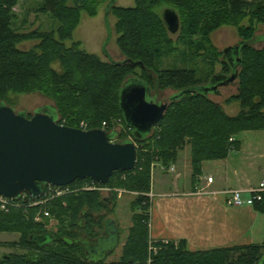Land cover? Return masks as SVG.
Listing matches in <instances>:
<instances>
[{"label":"trees","instance_id":"obj_1","mask_svg":"<svg viewBox=\"0 0 264 264\" xmlns=\"http://www.w3.org/2000/svg\"><path fill=\"white\" fill-rule=\"evenodd\" d=\"M101 1L106 0H36L37 5L32 11L49 14L59 25L50 31L37 29L25 33L14 24V9L20 0H0V101L9 92L38 89L56 98L55 108L61 116L57 121L59 124L78 128L84 119L89 122L88 129L102 128L118 135L107 121L117 115L129 128L119 107V91L129 78L128 74L133 73L135 76L132 77L144 81L151 89L154 84L157 90L171 88L176 92L205 84L213 75L207 76L202 83L194 70L154 69L155 62L163 53L176 49L168 37L161 14L157 12L160 6L177 13L179 41L194 45L191 37L199 35L202 39L194 45L199 49L210 43L209 36L214 30L231 23L237 25V34L244 44L240 48L237 92L225 100L239 101L241 111L238 115L230 117L219 103L208 96L187 91L169 103L158 125L159 133L152 131L135 141L138 144L135 170L117 171L106 184L99 185L114 184L137 193L133 205L144 212L150 207L147 193L150 191L153 155L159 156L168 166L177 160L181 150L189 146L192 180L195 182L202 173L203 162L225 159L229 153L238 150L240 142L236 136L240 132L264 131V47L254 49L250 44L256 36L254 22L264 25V0H134L131 7L113 5L110 13L117 16L116 44L127 60L124 63L103 62L95 54L79 49L78 42L70 47L64 43L72 37L79 12L86 10L95 14ZM246 15L249 24L240 26L239 20ZM25 40H37L39 43L30 50H22L19 44ZM55 61L59 65H52ZM222 65L225 73L231 71L227 61L223 60ZM136 68L141 73H137ZM230 137L235 138L230 141ZM144 147L148 151H144ZM153 147L158 152L150 153ZM86 182L92 180H76L71 187L79 188ZM110 198H103L97 190H78L47 199L41 205L14 207L7 212L0 210V233H19V242L11 245L30 249L24 254L4 255L0 264H145L148 228L144 224L147 216L141 213L133 215V225L120 260L107 263L105 259L97 262L85 259L81 241L94 240L98 230L103 229L104 218L100 213L109 211L107 202ZM253 208L264 215V192ZM43 211L57 220L56 233L45 230L46 219L41 222L34 220L37 213L45 218ZM45 234H49L52 241L39 245L32 240L33 236ZM156 246L159 250L153 256L152 264H259L264 254V238L261 244L197 252L188 251L184 241H158ZM238 252V257L233 260L231 253Z\"/></svg>","mask_w":264,"mask_h":264},{"label":"water","instance_id":"obj_2","mask_svg":"<svg viewBox=\"0 0 264 264\" xmlns=\"http://www.w3.org/2000/svg\"><path fill=\"white\" fill-rule=\"evenodd\" d=\"M110 1L104 11L106 16H109L114 5ZM161 16L168 32L176 34L180 28L177 13L166 8ZM258 38L255 36L250 44ZM242 45L239 40L223 50V59L229 60L230 74L216 73L205 84L176 92L170 96L169 102L178 100L187 91L206 96L208 93H218L219 87L233 82L241 64L239 55ZM231 59H235V65L231 64ZM124 62L127 60L119 63ZM169 102L158 101L157 94L144 81L127 78L119 91V107L125 124L132 129V140L114 142L117 136L115 131L109 133L102 128L82 130L59 124L55 106L48 107L53 110L52 113L43 108L28 117L0 101V195L15 199L26 193L32 198H39L46 185L61 187L84 179L106 184L117 171H134L137 165L135 141L145 138L159 124ZM112 225H115V221L108 219L106 227ZM111 238L107 231L105 238L98 239L94 245L89 240H82L85 259L91 262L104 259L106 252L112 249L103 250L100 256L96 251L101 241ZM32 240L44 245L52 238L45 234L33 236ZM92 251L98 258L90 259L91 254L88 253ZM259 264H264V254Z\"/></svg>","mask_w":264,"mask_h":264},{"label":"rangeland","instance_id":"obj_3","mask_svg":"<svg viewBox=\"0 0 264 264\" xmlns=\"http://www.w3.org/2000/svg\"><path fill=\"white\" fill-rule=\"evenodd\" d=\"M115 6L118 7H131L134 5V0H111ZM34 5H37L36 0H20V4L15 7L14 11L16 13L15 19V27L20 32H32L34 30L40 31H50L52 29H56L59 25V22L52 18L49 14L45 13H36L32 8ZM108 5V1H101L97 7L95 14H89L86 10H81L77 17V20L74 24V28L72 30V37L70 40H66L64 43L67 47H70L72 43L78 42L79 49L85 50L90 54H95L100 58L103 62H121L124 60V56L118 50L116 44V38L118 34L115 30V25L117 22V16L114 13H109V16H106L105 9ZM165 6H160L157 10L158 13L162 14V12L166 9ZM35 9V8H34ZM27 21V22H26ZM240 26H246L249 24V17L246 15L244 18L239 20ZM255 26V35L259 38L253 43L254 49H261L264 47V25L254 22ZM180 31V28H179ZM179 31L176 34H170L168 32V37L171 39L173 46L176 48L175 51L171 53H163L162 56L155 62L154 69L157 71L163 70H179V69H188L194 70L197 78L201 79L202 83L206 80V77L212 75L214 73H219L225 71L223 70L222 61L224 60L222 57V51L229 46L235 45L239 40V36L237 34V25L235 24H225L214 30L209 38L210 43L205 44L203 47L197 49L194 47L202 38L199 35H195L191 37L192 42L194 41V45H189L188 43H184L183 41H179ZM39 41L35 40H25L19 44V48L22 50H30L38 44ZM106 51V53H105ZM106 54V55H104ZM52 65L57 66L59 63L56 61L52 62ZM135 71L137 73H141L139 68H136ZM135 76L133 73L127 75V77ZM47 88V85L44 86ZM152 92L157 94L158 101H166L168 102L170 96L176 93V90L171 88L159 89L155 90L154 84L151 85ZM218 93H208V97L214 102L219 103L225 113L230 116H236L241 111V106L238 100H232L230 102H225V100L236 94L237 92V80L234 79L229 85L225 87H219ZM50 93L44 94L43 91L38 89H32L29 91H25L22 93L9 92L5 99H1L8 106L12 107L16 112H23L26 115H32L37 110L47 108L46 110L50 113L53 112L52 109L48 107L56 106V98L51 97ZM61 116H58L60 119ZM57 119V121H58ZM111 127H114L118 131L117 137L113 140L114 142H120L125 139L131 138V130L127 128L121 119L120 116H111L109 121ZM161 122V121H160ZM159 122V124H160ZM62 123H64V119H62ZM81 123L86 124L88 126V120H81ZM158 124V125H159ZM64 125V124H62ZM155 126L153 128V132L159 133L160 127ZM255 135L263 136L264 132L260 131H243L240 132L236 137L245 142L246 151L250 150L249 154L256 149V147H262L264 149V144H258L254 142L257 137ZM235 137H230V139ZM229 139V140H230ZM264 141V140H263ZM137 149L138 144L135 142ZM144 151H148V148H142ZM151 152H158L157 148H151L149 150ZM232 155L238 154L237 151H232ZM154 160L150 164V191L147 193V197L149 202H151L152 194H151V185H153L154 190L157 191V184L159 181V176L164 175V180H169L172 176H174L177 171L175 167L182 168L183 164L186 163L188 165L190 159V147L186 146L183 150H181L178 154L177 160L175 162H171L170 165H165L159 156L153 155ZM179 159V160H178ZM258 165L263 166L264 168V158H258L255 160ZM204 163V162H203ZM202 163L203 171L205 169L209 171L212 167V162ZM179 164V167H178ZM204 165V167H203ZM191 166V164H190ZM173 167L174 171H169V168ZM179 170V169H178ZM185 172L182 173V179L184 181L188 180V171L185 169ZM202 171V172H203ZM192 168H191V179H192ZM202 176V173L200 174ZM199 176V177H200ZM198 177V178H199ZM263 178V172L260 170H254L250 174V181L252 184H258L259 181ZM193 181V180H192ZM169 182V181H167ZM182 182V181H181ZM180 183V182H179ZM183 184L181 183V186ZM82 187V186H81ZM106 189H109L110 192L107 191L101 192L103 198H110V201L107 202L108 209L110 211L111 216L116 220L115 225L107 226L105 231H109L111 235L110 240L101 241V246L98 247V251L96 254H102L101 252L105 249H112V253L108 260L118 261L123 253V249L125 244L127 243L128 236L130 235V228L133 225V215L137 213L145 214L147 219L144 221L148 228V240H147V260L145 264H152L153 256L158 252L159 248L156 246L158 241L154 240L150 237L149 234V209L144 212H141L134 207V199L138 195L135 192L126 190L122 187H118V185L110 184L108 186H103ZM80 188V187H79ZM167 189H171V186L166 187ZM74 188L71 187V190L74 191ZM203 190V189H201ZM207 191V190H203ZM75 192V191H74ZM100 192V191H99ZM113 194H110V193ZM46 219V223L44 225L45 230L48 232L56 233L58 222L51 215L45 218L39 217V213L34 214V220L36 222H41ZM264 237H258L257 240H261ZM20 240V234L16 232H1L0 233V259L4 255L9 254H24L25 252L30 251L21 246L11 245V243H18ZM263 241V239H262ZM168 242V241H167ZM56 247V246H54ZM238 253H231V258L234 260L238 257ZM109 263V262H107Z\"/></svg>","mask_w":264,"mask_h":264},{"label":"crops","instance_id":"obj_4","mask_svg":"<svg viewBox=\"0 0 264 264\" xmlns=\"http://www.w3.org/2000/svg\"><path fill=\"white\" fill-rule=\"evenodd\" d=\"M255 137L257 138L254 142L264 144V135ZM236 139L240 142L238 150H234L238 154L229 153L225 159L207 161L212 162L211 169L203 171L202 168V176L195 182L191 179L190 159L188 165L184 163L182 166L188 171L187 181L182 179V173L185 171L181 170V167H175L177 173L169 180L165 181L164 175H158L160 179L157 191L151 185V238L162 242L184 241L186 249L190 252L262 243L263 238L260 241L257 239L264 237V215L253 206L227 205L226 195L222 193L228 189L246 192L258 187L261 182L264 183V168L255 162L258 158H264V149L256 147L252 154H249L250 150L246 151L245 142L237 137ZM254 170L263 172V178L258 184H252L250 181V174ZM207 177H212V182H208ZM169 185L171 189L166 188ZM201 189L209 193H204ZM108 219H113L116 223L114 217L109 216L106 221ZM94 252L88 253L91 254L90 259L100 256ZM112 252H106V262H112L111 259L108 260Z\"/></svg>","mask_w":264,"mask_h":264},{"label":"built area","instance_id":"obj_5","mask_svg":"<svg viewBox=\"0 0 264 264\" xmlns=\"http://www.w3.org/2000/svg\"><path fill=\"white\" fill-rule=\"evenodd\" d=\"M105 125V123L103 124ZM79 129L82 130H87L88 128L86 127V124L81 123L80 126L78 127ZM132 140V136L130 138ZM126 140V139H125ZM124 141V140H123ZM230 141H233L231 138ZM173 167L169 168V171H173ZM208 182H212V177H207ZM95 181H92L90 183L86 182L83 184L82 187L78 189H74L75 192L78 190H97L100 192L107 191L108 193L110 192L109 189H106L103 186H99ZM74 191L71 190V184L67 186H61V187H56V186H50L47 185L46 189H44L43 193L39 198H32L26 193L21 194L18 198L15 199H10L6 198L4 196L0 195V210L7 212L9 211L10 208H16V207H21V206H35V205H41L47 199H51L54 197H59L62 195L70 194L73 193ZM204 193H209V191H203ZM264 192V183L261 182L258 187L249 189L248 191H243L239 189H228L222 191L224 195H226L225 201L227 205L231 206H253V204L256 201H260L262 199V194ZM28 203V204H26ZM44 216H49L47 211H43ZM40 217V216H39Z\"/></svg>","mask_w":264,"mask_h":264},{"label":"flooded vegetation","instance_id":"obj_6","mask_svg":"<svg viewBox=\"0 0 264 264\" xmlns=\"http://www.w3.org/2000/svg\"><path fill=\"white\" fill-rule=\"evenodd\" d=\"M223 56H224V53L222 51V57ZM231 60H232V63L231 64H234L235 65V59H231ZM227 61L229 62L228 59H227ZM219 73H222V74H230V72L229 73L219 72ZM214 74H216V73H214ZM161 102H166V101H161ZM168 102H169V100H168ZM100 214L104 218L103 221H102L103 229L102 230H98V236L94 240H91L90 239L91 241L89 243L92 244V245H94L97 242L98 239L105 238V236L107 235V232L105 231V229H106V219H107V217L111 216V214H110V211H106V210H103Z\"/></svg>","mask_w":264,"mask_h":264},{"label":"bare ground","instance_id":"obj_7","mask_svg":"<svg viewBox=\"0 0 264 264\" xmlns=\"http://www.w3.org/2000/svg\"><path fill=\"white\" fill-rule=\"evenodd\" d=\"M27 22V21H26Z\"/></svg>","mask_w":264,"mask_h":264}]
</instances>
